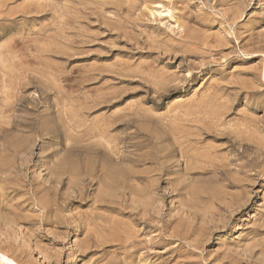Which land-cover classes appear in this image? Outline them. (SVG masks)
I'll use <instances>...</instances> for the list:
<instances>
[{
	"label": "rangeland",
	"instance_id": "374dc122",
	"mask_svg": "<svg viewBox=\"0 0 264 264\" xmlns=\"http://www.w3.org/2000/svg\"><path fill=\"white\" fill-rule=\"evenodd\" d=\"M262 37L264 0H0V251L264 264Z\"/></svg>",
	"mask_w": 264,
	"mask_h": 264
},
{
	"label": "bare ground",
	"instance_id": "6f19581e",
	"mask_svg": "<svg viewBox=\"0 0 264 264\" xmlns=\"http://www.w3.org/2000/svg\"><path fill=\"white\" fill-rule=\"evenodd\" d=\"M100 2H101V1H100ZM259 2H260V1H259ZM101 3H104V2H101ZM104 4H105V3H104ZM107 4H108V3H107ZM81 5H83V4H81ZM83 6H85V5H83ZM106 6H107V5H106ZM118 6H120V5H118ZM85 7H87V6H85ZM104 7H105V5H104ZM212 7H213V6H212ZM89 8H90V7H89ZM89 8H88V9H89ZM100 8H101V7H100ZM117 8H118V7H117ZM83 9H84V7H83ZM90 9H91V8H90ZM211 9H212V8H211ZM84 10H86V8H85ZM104 10H105V9H104ZM120 10H122V9H120ZM212 10H213V9H212ZM86 11H87V10H86ZM91 11H92V10H91ZM98 12H99V11H98ZM106 12H107V11H106ZM89 13H91V12H89ZM95 13H96V12H95ZM98 14H99V13H98ZM100 14H101V13H100ZM102 14H103V13H102ZM90 15H91V14H90ZM92 15H94V14L92 13ZM184 15H185V14H184ZM86 16H87V15H86ZM86 16H85V17H86ZM88 16H89V14H88ZM88 16H87V17H88ZM82 17H83V16H82ZM94 17H95V16H94ZM100 17H102V16H99V20H102V19H100ZM118 17H119V16H118ZM182 17H183V15H182ZM188 17H189V15H188ZM88 18H89V17H88ZM103 18H104V17H103ZM236 18H237V17H236ZM236 18H235V19H236ZM74 19H75V18H74ZM74 19H73V20H74ZM77 19H78V18H77ZM79 19H80V18H79ZM96 19H97V18H96ZM105 19H106V17H105ZM185 19H186V18H185ZM235 19H233V20H235ZM66 20L68 21L69 19H66ZM86 20H87V18H86ZM86 20H85V21H86ZM91 20H92V18H91ZM94 20H95V19H94ZM227 20H228V19H227ZM231 20H232V19H230V21H231ZM75 21H76V20H75ZM87 21H90V20H87ZM102 21H103V23L105 22L104 20H102ZM198 21H200V19H199ZM226 22H227V21H226ZM65 23H66V21H65ZM65 23H64V24H65ZM69 23H70V20H69ZM87 23H88V22H87ZM87 23H86V24H87ZM192 23H193V22H192ZM198 23H199V22H198ZM198 23H197V25H198ZM209 23H211V21H210ZM222 23H223V21H222ZM89 24H90V22H89ZM89 24H88V25H89ZM100 24H101V23H100ZM105 24H106V23H105ZM105 24H104V25H105ZM189 24H190V23H188L187 26L192 27V26H190ZM193 24H195V23H193ZM224 24H225V23H224ZM231 24H232V23H231ZM68 25H69V24H68ZM68 25H67V26H68ZM91 25H92V24H90V26H91ZM197 25H196V26H197ZM204 25H205V24H204ZM211 25H212V24H211ZM221 25H222V24H221ZM102 26H103V25H102ZM185 26H186V25H185ZM187 26H186V27H187ZM198 26H199V25H198ZM200 26H201V25H200ZM223 26H224V25H223ZM181 27H184V25H183V26L181 25ZM186 27H185V28H186ZM189 27H188V29H186V30H190V31H192L193 29L191 28V29H192V30H191V29H189ZM193 27H194V26H193ZM224 27H225V26H224ZM230 27H232V26H230ZM104 28H105V27H104ZM194 28H195V27H194ZM202 28H203V27H202ZM234 28H235V27H234ZM248 28H249V27H248ZM181 29H182V28H181ZM195 29H196V28H195ZM210 29H211V28H210ZM107 30H108V29H107ZM177 30H178V29H177ZM177 30H175V31H177ZM229 30H230V29H229ZM82 31H84V30H82ZM88 31H89V30H88ZM88 31H85L84 33H89L90 31H89V32H88ZM182 31H183V30H182ZM194 31H196V30H194ZM199 31H200V29H199ZM205 31H206V30H205ZM230 31H232V30H230ZM179 32H180V31H179ZM184 32H185V31H184ZM254 32H255V31H254ZM84 33H81V34H84ZM182 33H183V32H182ZM245 33H246V31H245ZM245 33H244V34H245ZM251 33H252V30H251ZM89 34H91V33H89ZM89 34H87V35H89ZM93 34H94V33H93ZM188 34H189V32H187V34L185 33L184 35L187 36ZM191 34H192V32H191ZM236 34H237V33H236ZM239 34H240V33H239ZM242 34H243V33H242ZM242 34H240V35H242ZM249 34H250V32H249ZM253 34H254V33H253ZM84 35H85V34H84ZM84 35H83V36H84ZM237 35H238V34H237ZM188 36H189V35H188ZM191 36H194V35H191ZM195 36H196V35H195ZM204 36H205V35H204ZM247 36H248V35H246V37H247ZM92 37H93V36H92ZM198 37H199V36H198ZM206 37H207V36H206ZM208 37H209V36H208ZM218 37H219V36H218ZM225 37H226V36H225ZM238 37H239V35H238ZM241 37L243 38V35H242ZM246 37H245V38H246ZM251 37H252V35H251ZM260 37H261V36H260ZM88 38H89V37H88ZM90 38H91V37H90ZM173 38H174V37H173ZM181 38H182V37H181ZM189 38H190V37H189ZM194 38H196V37H194ZM223 38H224V37H223ZM227 38H228V36H227ZM234 38H235V37H234ZM254 38H255V37H254ZM254 38H253V39H254ZM262 38H264V37H262ZM91 39H92V38H91ZM91 39H90V42H91ZM162 39H163V38H162ZM174 39H175V38H174ZM196 39H198V38H196ZM224 39H225V38H224ZM228 39H229V38H228ZM230 39H231V38H230ZM239 39H240V38H239ZM251 39H252V38H251ZM83 40H84V39H83ZM175 40H177V39H175ZM178 40H179V39H178ZM182 40H183V39H182ZM191 40H192V39H191ZM194 40H195V39H194ZM216 40H217V39H216ZM221 40H222V39H221ZM221 40H220V41H221ZM242 40H243V39H242ZM249 40H250V39H248V41H249ZM254 40H255V39H254ZM257 40H258V38H257ZM260 40H261V39H260ZM260 40H259V41H260ZM84 41H86V37H85V40H84ZM92 41H93V40H92ZM180 41H181V40H180ZM188 41H189V40H188ZM188 41H187V44H188V46H189ZM198 41H201V39H199ZM217 41H218V40H217ZM217 41H216V42H217ZM224 41H225V40H224ZM224 41H223V42H224ZM226 41H227V40H226ZM90 42H88V43H90ZM189 42H190V41H189ZM210 42H211V41H210ZM231 42H233V41H230V43H231ZM236 42H237V40H236ZM261 42L263 43V41H261ZM84 43H85V42H84ZM183 43H184V42H182V44H183ZM197 43H198V42H197ZM212 43H213V42H212ZM214 43H215V42H214ZM217 43H219V42H217ZM221 43H222V42H221ZM221 43H220V44H221ZM230 43H228V44H230ZM233 43H234V42H233ZM239 43H241V42H239ZM243 43H244V42H243ZM78 44H79V43H78ZM82 44H83V43H82ZM163 44H164V43H163ZM179 44H180V43H179ZM187 44H186V47H187ZM200 44H202V43L200 42ZM209 44H210V43H209ZM220 44H219V45H220ZM222 44H225V43H222ZM241 44H242V43H241ZM241 44H240V45H241ZM245 44H246V41H245ZM257 44H258V43H257ZM257 44H256V45H257ZM263 44H264V43H263ZM145 45H146V44H145ZM183 45H185V44H183ZM190 45H191V43H190ZM192 45H193V44H192ZM212 45H213V44H212ZM212 45H211L210 47H212ZM219 45H218V46H219ZM225 45H226V44H225ZM232 45H233V44H232ZM237 45H238V44H237ZM247 45H248V44H247ZM250 45L253 46V45H254V41H253V44H250ZM250 45H249V46H250ZM141 46H142V45H141ZM181 46H182V45H181ZM198 46H200V45H198ZM198 46H197V47H198ZM205 46H206V45H205ZM223 46H224V45H223ZM223 46H222V47H223ZM243 46L245 47V45H243ZM258 46H259V45H258ZM261 46H262V45H261ZM261 46H259V47H261ZM82 47H83V46H82ZM174 47H175V46H174ZM177 47H178V46H177ZM179 47H180V46H179ZM179 47H178V49H179ZM183 47H184V46H183ZM183 47H181V48L183 49ZM189 47H191V46H189ZM189 47H188V48H189ZM194 47H196V46H194ZM150 48H151V47H150ZM150 48H148V49H150ZM188 48H187L186 50H189ZM199 48H200V47H199ZM202 48H203V47L201 46L200 49H201V50H204V48H203V49H202ZM219 48H220V47H219ZM234 48H235V47H234ZM239 48H240V47H239ZM242 48H243V47H242ZM247 48H248V47H247ZM252 48H254V46H253ZM262 48H263V46H262ZM174 49H175V48H174ZM178 49H177V50H178ZM182 49H181V50H182ZM190 49H191V48H190ZM207 49H208V48H207ZM209 49H210V48H209ZM209 49H208V50H209ZM257 49H260V48L257 47ZM81 50H82V49H81ZM165 50H166V49H164V51H165ZM179 50H180V49H179ZM179 50H178V52H180ZM183 50L185 51V48H184ZM183 50H182V53L184 52ZM191 50H192V49H191ZM210 50H211V49H210ZM212 50H213V49H212ZM226 50H227V49H226ZM228 50H229V49H228ZM254 50H255V48H254ZM260 50H262V49H260ZM260 50H258V51H260ZM263 50H264V49H263ZM263 50H262V52H263ZM86 51H87V50H86ZM196 51H197V50H196ZM198 51H199V50H198ZM198 51H197V52H198ZM214 51H216V50H214ZM223 51H224V50H223ZM243 51H244V50H243ZM248 51H249V50H248ZM251 51H252V49H251ZM255 51H257V50H255ZM255 51H254V52H255ZM258 51H257V52H258ZM175 52H176V51L174 50V53H175ZM178 52H177V53H178ZM197 52H196V53H197ZM212 52H213V51H212ZM216 52H217V51H216ZM220 52H221V51H220ZM254 52H253V53H254ZM257 52H256V53H257ZM166 53H168V51H167ZM170 53H171V52H170ZM177 53H175V54H177ZM184 53L187 54L186 52H184ZM203 53H205V52H203ZM226 53H227V52H226ZM246 53H248V52H246ZM259 53H260V52H259ZM175 54H174V55H175ZM197 54H198V53H197ZM197 54H196V55H197ZM201 54H202V53H201ZM205 54H206V53H205ZM209 54H211L210 51H209ZM215 54H218V53H215ZM223 54H224V53H223ZM232 54H234V53L232 52ZM235 54H236V53H235ZM242 54H244V52H242ZM168 55H169V54H168ZM183 55H184V54H183ZM189 55H190V54H188V56H189ZM202 55H203V54H202ZM218 55H219V54H218ZM218 55H217V56H218ZM226 55H227V54H226ZM162 56H163V55H162ZM176 56H177V55H176ZM179 56H180V55H179ZM205 56H206V55H205ZM213 56H214V54H213ZM215 56H216V55H215ZM244 56H245V55H244ZM248 56H249V55H248ZM260 56H261V55H260ZM262 56H263V55H262ZM181 57H182V56H181ZM186 57H187V56H186ZM190 57H191V55H190ZM198 57H199V56H198ZM233 57H234V56H233ZM239 57H240V56H239ZM242 57H243V55H242ZM159 58H160V56H159ZM169 58H170V57H169ZM199 58H200V57H199ZM199 58H198V59H199ZM202 58H203V57H202ZM205 58H206V57H205ZM225 58H226V57H225ZM227 58H228V57H227ZM230 58H231V57H230ZM236 58H237V57H236ZM193 59H194V58H193ZM203 59H204V58H203ZM218 59H220V58H218ZM161 60H162V59H161ZM195 60H196V59H195ZM204 60H205V59H204ZM211 60H212V59H211ZM211 60H210V62H213V61H211ZM231 60H232V59H231ZM233 60H234V59H233ZM251 60H252V59H251ZM157 61H158V60H157ZM200 61H201V60H200ZM208 61H209V59H208ZM218 61H219V60H218ZM184 62H185V60H184ZM201 62H202V61H201ZM210 62H209V63H210ZM202 63H203V62H202ZM214 63H215V62H214ZM214 63H213V64H214ZM206 64H207V63H206ZM217 64H218V63H217ZM202 66H203V65H202ZM210 66H211V65H210ZM256 67H257V66H256ZM192 68H194V67H192ZM206 68H207V66H206ZM248 68H249V66H248ZM251 68H252V67H251ZM251 68H250V69H251ZM253 68H254V67H253ZM132 69H133V68H132ZM149 69H150V68H149ZM197 69H198V67H197ZM258 69H259V67H258ZM241 70L243 71V69H240V71H241ZM246 70H247V68H246ZM256 70H257V68H256ZM260 70H262V69H260ZM136 71H137V70H136ZM152 71H154V69H152ZM224 71H225V70H224ZM240 71H239V72H240ZM244 71H245V69H244ZM120 72H121V71H120ZM146 72H147V70H146ZM208 72H209V71H208ZM252 72H254V70H253V71H252V70L250 71V73H252ZM118 73H119V72H118ZM138 73H139V72H138ZM155 73H156V72H154V74H155ZM159 73H160V72H159ZM245 73H246V72H245ZM119 74H122V73H119ZM242 74H244V73H242ZM256 74H257V73H256ZM262 74H264V72H263ZM262 74H261V76H263ZM147 75H148V74H147ZM175 75H176V74H175ZM239 75H240V74H239ZM247 75L249 76L248 73H247ZM247 75H246V76H247ZM162 77H163V76H162ZM175 77H176V76H175ZM224 77H225V76H224ZM249 77H250V76H249ZM185 78H186V77H185ZM239 78H240V77H238V79H239ZM142 79H143V78H142ZM159 79H160V78H159ZM227 79H228V78H227ZM234 79H237V78H234ZM157 80H158V79H157ZM223 80H225V79L223 78ZM228 80H229V79H228ZM228 80H226V81H228ZM231 80H232V79H231ZM231 80H229V81H231ZM244 80H245V79H244ZM246 80H247V78H246ZM240 81H242V78L239 80V82H240ZM263 81H264V80H263ZM220 82H221V81H220ZM222 83H223V81H222ZM232 83H233V82H232ZM215 84H217V83H215ZM215 84H214V85H215ZM218 84H219V83H218ZM224 84H225V83H224ZM239 84H240V83H239ZM243 84H244V83H243ZM247 84H248V83H247ZM220 85H221V84H220ZM227 85H228V84H227ZM233 85H234V84H233ZM240 85H241V84H240ZM224 86H225V85H224ZM234 86H235V85H234ZM236 86H237V85H236ZM241 86H243V85H241ZM241 86H240V87H241ZM258 86H259V85H258ZM217 87H218V89H219V86H218V85H217ZM220 87H221V86H220ZM230 87H231V86H230ZM230 87H229V89H230ZM240 87H239V88H240ZM243 87H244V86H243ZM226 88H227V87H226ZM236 89H237V88H236ZM244 90H245V89H244ZM222 91H223V90H222ZM223 92H224V91H223ZM216 94H217V92H216ZM216 94H215V95H216ZM228 94H230V93H228ZM217 95H218V94H217ZM230 95H232V94H230ZM220 96H221V95H220ZM219 98H220V97H219ZM222 100H223V99H222ZM214 103H215V102H214ZM262 103H263V102H262ZM257 104H258V103H257ZM256 107H257V105H256ZM245 119H246V118H245ZM249 121H250V120H249ZM254 122H256V121H254ZM252 123H253V122H252ZM263 123H264V122H263ZM239 128H240V127H239ZM239 128H238V130H239ZM242 129H243V128H242ZM236 130H237V129H236ZM240 130H241V129H240ZM245 131H246V130H245ZM247 131H248V128H247ZM251 131H252V130H251ZM259 131H260V130H259ZM232 132H233V131H232ZM256 132H257V131H256ZM261 132H262V131H261ZM234 133H235V131H234ZM242 133H243V131H242ZM248 133H249V132H248ZM254 133H255V132H254ZM258 133H259V132H258ZM214 134H215V133H214ZM229 134H230V133H229ZM237 134H238V133H237ZM244 134H245V133H244ZM251 134H252V133H251ZM231 135H232V134H231ZM234 135H235V134H234ZM247 135H248V134H247ZM216 136H217V135H216ZM218 136H220V135H218ZM218 136H217V137H218ZM254 136H255V135H254ZM243 137H244V136H243ZM243 137H242V138H243ZM244 138H245V137H244ZM247 138H248V137H247ZM251 138H252V137H251ZM262 138H264V137H262ZM237 139H238V138H237ZM234 140H235V139H234ZM241 140H242V139H241ZM244 140H245V139H244ZM258 140H259V139H258ZM237 141H238V140H237ZM237 141H236V142H237ZM252 141H253V140H252ZM255 141H256V140H255ZM255 141H254V142H255ZM259 142H260V141H259ZM261 142H262V141H261ZM263 142H264V141H263ZM238 144H239V143H238ZM259 144H260V143H259ZM231 145H232V144H231ZM240 145H241V144H240ZM261 145H262V144H261ZM263 145H264V144H263ZM234 146H235V145H234ZM256 147H257V146H256ZM260 147H261V146H260ZM263 150H264V147H263ZM260 154H261V153H260ZM259 158H261L260 155H259ZM257 159H258V158H257ZM263 160H264V159H263ZM236 161H237V160H236ZM248 161H249V160H248ZM256 161H258V160H256ZM232 162L234 163V161H232ZM249 162H250V161H249ZM262 163H263V162H262ZM229 164H230V163H229ZM229 164H227L228 167H229ZM245 164H246V163H245ZM247 164H248V163H247ZM230 165H231V164H230ZM234 165H235V164H234ZM250 166H252V164H251V165L249 164V167H250ZM259 166H260V165H259ZM249 167H247V168H249ZM6 168H7V167H6ZM243 169H244V168H242V170H243ZM245 169H246V168H245ZM0 170H1V169H0ZM246 171H247V173H248V170H246ZM216 172H217V171H216ZM219 172H220V171H219ZM221 174H222V173H221ZM8 175H9V174H7V176H8ZM246 176H247V175H246ZM10 177H11V176H10ZM215 177H218V174H217V176H215ZM245 178L248 179V177H245ZM4 179H5V178H4ZM244 180H246V179H244ZM5 181H6V179L4 180V182H5ZM243 182H245V181H243ZM241 184H242V183H241ZM233 185H234V184H233ZM236 186H237V185H236ZM239 186H240V184H239ZM225 195H227V194H225ZM234 196H235V194H234ZM236 196H237V195H236ZM231 198H232V197H231ZM146 199H147V198H146ZM218 202H219V201H218ZM221 202H222V201H221ZM234 202H235V201H234ZM3 205H5V204H3ZM6 205H8V204H6ZM6 207H7V206H6ZM228 207H229V206H228ZM132 214H133V213H132ZM137 216H138V215H137ZM4 219H5V218H4ZM241 220H242V219H241ZM234 226H235V225H234ZM233 229H234V228H233ZM231 233H232V232H231ZM1 234H2V233H1ZM199 234H200V233H199ZM5 235H6V234H5ZM187 235H188V234H186V236H187ZM200 235H201V234H200ZM189 237H190V236H189ZM197 237H198V236H197ZM184 238H185V237H184ZM0 244H1V243H0ZM4 245H5V244H4ZM2 248H3V247H2ZM5 249H7V248H5ZM9 250H10V249H9ZM2 251H3V250H2ZM11 251H12V249H11ZM4 252H5V251H4ZM4 252H1V251H0V257H2L1 259H2V261H3L5 264H20V263L17 262L15 259H12L11 257H9V254H6V253H4ZM13 252H14V251H13ZM40 252H41V251H40ZM16 253H17V252H16ZM22 253H24V252H21V254H22ZM18 254H19V253H18ZM15 256H16V254H15ZM15 256H13V257H15ZM74 256H75V255H68L67 260H66V264H75L76 258H75ZM17 257H18V256H17ZM1 259H0V260H1ZM20 262H22V261H20ZM166 263H167V262H166ZM179 263H180V262H179ZM184 263H185V262H184ZM26 264H27V263H26ZM171 264H172V262H171ZM180 264H181V263H180Z\"/></svg>",
	"mask_w": 264,
	"mask_h": 264
}]
</instances>
